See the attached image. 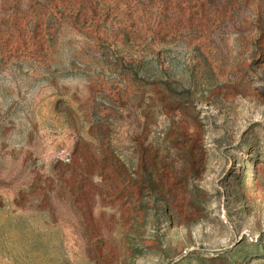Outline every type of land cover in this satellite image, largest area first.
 <instances>
[{"label": "rangeland", "instance_id": "rangeland-1", "mask_svg": "<svg viewBox=\"0 0 264 264\" xmlns=\"http://www.w3.org/2000/svg\"><path fill=\"white\" fill-rule=\"evenodd\" d=\"M0 264H264V0H0Z\"/></svg>", "mask_w": 264, "mask_h": 264}]
</instances>
